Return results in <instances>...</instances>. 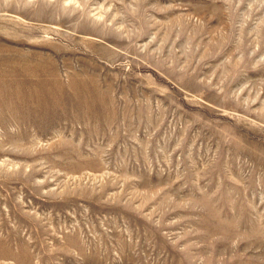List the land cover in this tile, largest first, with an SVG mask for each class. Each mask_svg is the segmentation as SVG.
<instances>
[{
	"label": "rangeland",
	"instance_id": "rangeland-1",
	"mask_svg": "<svg viewBox=\"0 0 264 264\" xmlns=\"http://www.w3.org/2000/svg\"><path fill=\"white\" fill-rule=\"evenodd\" d=\"M0 264H264V0H0Z\"/></svg>",
	"mask_w": 264,
	"mask_h": 264
}]
</instances>
